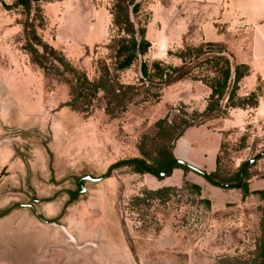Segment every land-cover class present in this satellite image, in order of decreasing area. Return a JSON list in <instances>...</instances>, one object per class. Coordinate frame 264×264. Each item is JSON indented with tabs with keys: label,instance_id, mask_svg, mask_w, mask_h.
Segmentation results:
<instances>
[{
	"label": "rangeland",
	"instance_id": "1",
	"mask_svg": "<svg viewBox=\"0 0 264 264\" xmlns=\"http://www.w3.org/2000/svg\"><path fill=\"white\" fill-rule=\"evenodd\" d=\"M13 1L0 0V210L28 203L19 191L23 190L38 201L33 204L37 213L55 219L57 226L39 222L28 208L0 217V264H254L255 240L264 219L263 203L256 197L217 208L205 205L202 194L180 189L165 203L152 202L139 216L135 209L128 210L129 199L142 188L155 190L151 182L161 179L123 165L97 183L82 182L85 192L67 204L64 190H77L74 177H98L113 162L142 158L140 146L154 155L161 146L156 122L164 118L168 128L176 115L200 112L209 90L200 82L180 81L163 88L159 102H136L117 118L104 113L102 98L94 101L90 115L60 106L69 99V88L29 61L21 48L22 16L2 5ZM111 4L112 0L44 2L45 27L38 33L93 77L91 60L105 56L104 46L116 35ZM144 6L151 45L140 60L177 64L168 51L183 42L198 44L212 30L195 21L187 25V13L173 0H144ZM139 76L137 66L120 79L132 83ZM255 77L254 87L263 90L256 108L204 123L224 134V174L264 151V84ZM245 83L244 89L251 87ZM250 174L263 177L264 156Z\"/></svg>",
	"mask_w": 264,
	"mask_h": 264
},
{
	"label": "trees",
	"instance_id": "2",
	"mask_svg": "<svg viewBox=\"0 0 264 264\" xmlns=\"http://www.w3.org/2000/svg\"><path fill=\"white\" fill-rule=\"evenodd\" d=\"M49 1L51 0H14L10 4L2 5L6 10H17L22 16L20 23L24 44L21 48L29 56V61L45 75H54L68 86L69 99L60 106H68L73 111L90 115L93 113L94 101L102 98L104 113L110 118H117L126 112L129 105L136 102H159L162 89L180 81L200 82L209 90L205 106L200 112L194 111L190 115L182 112L175 116L168 128L163 126L164 118L156 122L161 146L154 155L146 153L140 146L142 158H136L150 170L162 171L165 164L174 158L175 141L187 127L199 126L216 118L226 119L230 111L236 108L248 110L258 106L259 97L263 95L260 86L245 95L238 92L241 81L251 74V67L238 63L223 42L201 41L194 45L183 42L174 52H167L177 60V64L160 60H140L147 54L151 45L146 38L149 14L145 9L144 0H112L109 13L116 35L104 46L107 54L91 60L94 76L89 77L84 69L73 65L61 51L43 41L39 35L38 29L45 27L42 3ZM137 66L140 76L135 82H122L121 74ZM223 137L224 134L216 156L215 170L209 173V176L219 183L234 184L239 180L242 163L232 173L224 174L220 171V154L224 151ZM256 162L245 169L237 189L240 190L241 201L248 197L258 198L263 203L261 211L264 213L263 193L248 189V182L252 178L250 169ZM128 166L135 173H144L138 164ZM174 168H180L184 173L189 171L184 165L176 163L159 179L169 176ZM180 189L191 190L201 196V188L183 178L181 188L168 186L155 190L140 189L129 199L128 210L135 209L132 211L141 216L152 202L165 203L172 193ZM203 202L210 206L207 199L204 198ZM121 226L124 227L123 218ZM253 254L254 264H264V219L260 224Z\"/></svg>",
	"mask_w": 264,
	"mask_h": 264
},
{
	"label": "crops",
	"instance_id": "3",
	"mask_svg": "<svg viewBox=\"0 0 264 264\" xmlns=\"http://www.w3.org/2000/svg\"><path fill=\"white\" fill-rule=\"evenodd\" d=\"M173 4L181 6L187 13V25L195 21L202 27L210 26L212 30L204 33L202 41L223 42L238 63L251 67V74L240 83L241 95L255 90L252 83L255 76H260L264 84V67L260 66L264 62V0H173ZM245 82H250L251 87L244 89ZM230 112L232 117V112L244 115L248 110L236 108ZM211 124L187 127L173 147L175 158L208 174L215 170L216 156L222 139L221 133L215 127L209 128ZM183 178L198 185L202 196L213 207L222 208L227 204H236L241 199L240 190L237 188L214 186L193 171L184 173L180 168L173 169L160 183H151L156 184L155 189L180 187ZM248 189L261 191L264 198V176L251 178Z\"/></svg>",
	"mask_w": 264,
	"mask_h": 264
},
{
	"label": "water",
	"instance_id": "4",
	"mask_svg": "<svg viewBox=\"0 0 264 264\" xmlns=\"http://www.w3.org/2000/svg\"><path fill=\"white\" fill-rule=\"evenodd\" d=\"M264 156V151H260L258 153H256L254 156L249 157L247 159H245L242 164L240 165V171H239V180L237 183L234 184H223V183H219L213 179L210 178L209 174L207 172H204L200 169H197L189 164H186L185 162L181 161L180 159L177 158H173L170 161H168L165 166L163 167L162 171H152L150 170L148 167H146L145 165H143L138 159L136 158H130V159H126V160H121V161H117V162H113L110 165H108V167L106 168V170L104 171V173L98 177H91L90 175H80L77 177L73 178L75 187L77 188V190L73 191V192H68L65 191L68 196H69V200L67 202V204H69L74 196L80 195L82 193L85 192V187L82 185V182H87V183H97L105 178H108L110 176V174L117 169L118 167H121L123 165H129V164H138L142 170L144 171V173H148L154 177L160 178V177H164L167 173V171L169 170V168L173 165V164H181L184 165L185 167H187L189 170L193 171L194 173L200 175L201 177H203L207 182H209L210 184L220 187V188H237L240 183L242 182L243 179V173L245 171V169L251 165L253 162L257 161L259 158ZM20 192H22L23 194L27 195L28 198L30 199L31 203H14L12 204L10 207H8L7 209H4L2 211H0V216L8 213L9 211H12L14 209L17 208H24L27 207L31 212L32 215L35 217V219H37L39 222L46 224V225H51V226H57L56 225V221L55 219H45L43 217H41L35 207L33 206V203H37L36 200L32 199L28 193H26L23 190H20ZM65 204L63 206V209H65L66 205ZM70 242L73 244L74 240H70Z\"/></svg>",
	"mask_w": 264,
	"mask_h": 264
},
{
	"label": "flooded vegetation",
	"instance_id": "5",
	"mask_svg": "<svg viewBox=\"0 0 264 264\" xmlns=\"http://www.w3.org/2000/svg\"><path fill=\"white\" fill-rule=\"evenodd\" d=\"M4 172H5V170H4ZM3 172V173H4ZM3 175V174H2ZM20 191V190H19ZM27 193V192H26ZM27 196V195H26ZM30 196V195H29ZM28 197V196H27ZM75 197V196H74ZM28 200H29V202L28 203H31V201H30V199L28 198ZM37 201V200H36ZM38 202V201H37ZM33 204H35V203H33ZM11 206V205H10ZM10 206H8V207H10ZM8 207H6V208H4V209H7ZM24 208H27V207H24ZM4 209H2V210H4ZM17 209H19V208H17ZM2 210H0V211H2ZM9 212H11V211H9ZM8 212V213H9ZM8 213H6V214H8ZM6 214H4V215H6ZM4 215H2V216H4ZM2 216H0V217H2Z\"/></svg>",
	"mask_w": 264,
	"mask_h": 264
},
{
	"label": "bare ground",
	"instance_id": "6",
	"mask_svg": "<svg viewBox=\"0 0 264 264\" xmlns=\"http://www.w3.org/2000/svg\"><path fill=\"white\" fill-rule=\"evenodd\" d=\"M70 240H73L72 238H70Z\"/></svg>",
	"mask_w": 264,
	"mask_h": 264
}]
</instances>
